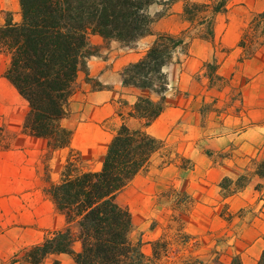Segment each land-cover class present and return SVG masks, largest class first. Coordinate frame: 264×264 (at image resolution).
Returning <instances> with one entry per match:
<instances>
[{"label":"rangeland","instance_id":"obj_1","mask_svg":"<svg viewBox=\"0 0 264 264\" xmlns=\"http://www.w3.org/2000/svg\"><path fill=\"white\" fill-rule=\"evenodd\" d=\"M163 1L166 0L156 4ZM189 1L215 3L219 0ZM8 19L19 21L18 0H0V24ZM235 27L240 30L235 48H220L219 43L213 42L214 32L230 33ZM209 28L212 36L205 38ZM183 30L187 43L185 52H175L172 61L163 68L168 76L165 97L169 106L181 107V99L190 102L189 107L201 116L204 137L199 138V132H192L178 139L177 130L173 128L170 142L162 140V149L139 173V180L129 183L116 201L131 215V240L140 244L144 254L158 258L159 264H224L226 247L234 244L233 237H237L236 232L233 233L237 225L233 218L243 216L242 209L233 214L221 210L222 224L213 225L211 231L200 230V218L192 215L194 200L190 194L176 192L170 187L154 196L143 193L142 197L136 198L135 184L142 190L149 189L156 171L170 163L193 171L199 146L204 145L206 154L214 162L233 163L231 175L235 176H224L218 182L219 194L223 197L230 191L244 188L258 164L264 161V142L254 156L237 150L235 145L240 141V135L256 122L248 115V111L257 108L256 104H251L252 97L259 96L264 109V66L258 71L254 68L264 61V0H225V10L214 14L210 25L188 22ZM97 41V37L90 36L93 54H98L104 47ZM200 41L211 44L204 47ZM128 46L142 52L147 48L137 41ZM6 67L7 59L0 55V189L3 190L0 192V264H30L22 259L24 251L64 226V219L55 210L46 187L59 180L68 158L78 169L98 170L105 152L104 138L97 135L85 151L72 146V142L81 140V136L74 135V130L90 115L86 104L91 100L79 93L83 80L80 72V81L75 80L73 84L66 116L61 121L72 132L70 143L50 151L44 139L30 136L23 130L27 103L5 78ZM187 67H191L190 78L185 77L183 71ZM100 88V83L93 79L91 91ZM132 107L120 105L115 119L124 123ZM118 128L114 129L113 135ZM230 139L233 148L224 146ZM236 182L242 187L236 189ZM221 185L226 188L222 189ZM72 248L74 252L79 251V242ZM41 264L75 262L72 254H62L49 257Z\"/></svg>","mask_w":264,"mask_h":264},{"label":"trees","instance_id":"obj_2","mask_svg":"<svg viewBox=\"0 0 264 264\" xmlns=\"http://www.w3.org/2000/svg\"><path fill=\"white\" fill-rule=\"evenodd\" d=\"M159 1L18 0L19 21L8 19L0 24V55L7 59L5 78L27 103L23 130L44 139L50 151L67 147L72 132L61 121L77 73L93 54L90 36L126 46L138 41L166 14L165 8L150 13V5ZM224 10L225 0H186L183 15L190 24L210 25L213 15ZM183 34L184 30L180 35L155 33L144 54L120 72L124 86L155 95L138 97L128 114L142 120V127L149 126L167 106L168 76L163 68L175 52H185ZM211 36L209 28L204 37ZM162 147L161 139L122 123L109 141L98 170L78 169L68 158L59 180L45 189L64 226L25 250L22 259L41 264L49 257L72 254L75 264H159L158 258H150L138 242L131 240V215L116 198ZM262 165L264 161L255 171L259 176H264ZM75 242L80 244L77 252L72 248ZM228 264L242 262L236 255ZM257 264H264V249Z\"/></svg>","mask_w":264,"mask_h":264},{"label":"crops","instance_id":"obj_3","mask_svg":"<svg viewBox=\"0 0 264 264\" xmlns=\"http://www.w3.org/2000/svg\"><path fill=\"white\" fill-rule=\"evenodd\" d=\"M185 1L175 0L168 5H163L162 3L150 5L149 10L151 14L160 12L163 6H166L164 7L166 14L154 21L150 27L151 33L143 36L137 42L148 47L155 33L170 35L181 33L188 23L183 15ZM155 4L156 6L153 7ZM94 36L98 38V44H102L104 47L98 54H93L86 58L84 67L80 69L81 71H78L76 77V81L79 82L80 72L82 73L83 80L79 93L83 96L85 95L86 99L91 100L86 104L90 115L86 121L79 124L76 130H74V135L78 134L81 136V140L76 143L72 142V146L80 151L87 150L92 145L93 139L99 134L104 138L106 150L113 136L114 129L120 126L122 122L121 120L117 121L114 117L120 105H127L130 108L138 97L150 96L155 98V95L148 90L124 86L120 77L122 68L130 62L138 60L144 52L140 51L139 48L126 46L115 40L104 41L101 37ZM212 38L216 45L219 43L220 48L232 49L236 47L240 39V30L238 27H235L233 32L230 33L214 32ZM200 44L207 47L211 43L210 41H200ZM263 66L264 61H261L254 68L258 71ZM189 68L187 67L183 71L184 73L186 72L185 77L190 78L191 67ZM252 69L250 70L252 71ZM93 79L100 83V89L91 91ZM192 83L195 82L192 81ZM82 90L85 92L83 93ZM119 99L122 101H118ZM181 100V107L169 106L167 102L168 105L164 111L149 126L142 127V120L131 116L125 119L124 123L130 128L132 126L133 129L142 128L150 135L161 140H166V142H170L169 138L174 131L172 130L173 128L177 130L176 138L178 139L185 138L192 132H199V138H203L204 132H202L203 127L200 124L201 116L199 112L189 107L190 102L184 101V99ZM251 104H256L257 108L248 111V115L256 122L251 128H247L240 135L241 139L235 145L238 146L237 150H243L248 155L254 156L264 142V109L259 96L252 97ZM81 128L83 130L79 131ZM186 132L188 133L186 134ZM215 140L217 138L212 140L213 143L216 142ZM231 140L224 142V146L233 148V145L230 144ZM206 150V146H199V156L196 159L193 171L188 172V170H185L176 163H170L156 171L154 179L149 184V189L142 190L139 186H136V183L135 196L136 198H140L143 196V193H149V195L154 196V194H160L170 187L175 188L176 192L190 194L194 200L192 215L200 218V225L202 224L199 228L200 230L211 231L214 230L213 225L222 224L224 220L222 219V215H219L221 210L233 214L242 209L243 216L233 218V223L237 224L233 229V233L236 232L237 237H233L235 239L234 244L230 243L226 247L224 254L226 259L222 260L224 264H228L233 256L238 255L242 264H257L260 254L264 249V176H259L254 171L253 176L250 177L244 188L221 197L218 182L224 176H235L231 175L233 163L224 161L225 163L219 164L218 161L214 162L206 154ZM237 150L234 149L233 151ZM139 173L130 183L139 180ZM2 191L0 189V192ZM151 197L148 196V198Z\"/></svg>","mask_w":264,"mask_h":264}]
</instances>
